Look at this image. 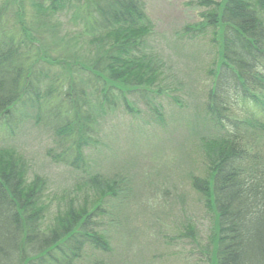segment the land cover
Returning <instances> with one entry per match:
<instances>
[{"label": "trees", "instance_id": "1", "mask_svg": "<svg viewBox=\"0 0 264 264\" xmlns=\"http://www.w3.org/2000/svg\"><path fill=\"white\" fill-rule=\"evenodd\" d=\"M199 2V20L179 37L183 45L208 35L213 42L197 94L190 70L198 49L181 59L187 81L167 59H155L144 0H0V140L13 141L17 130L42 132L51 141L46 155L81 191L52 192L44 175H29L24 156L2 143L0 264L136 262L116 252L117 241L133 246L137 232L128 221L151 181L132 172L133 156L108 157L124 133L112 115L122 109L135 117L143 107L163 124L164 97L178 105L183 131L175 172L188 180L208 223L202 230L187 216L175 222L176 238L193 245L187 259L264 264V0ZM184 113L191 117L180 122ZM128 121L125 134L138 125ZM186 144L198 160L189 169ZM100 159L111 173H101ZM162 181L153 183L180 197L182 208L177 181Z\"/></svg>", "mask_w": 264, "mask_h": 264}, {"label": "rangeland", "instance_id": "2", "mask_svg": "<svg viewBox=\"0 0 264 264\" xmlns=\"http://www.w3.org/2000/svg\"><path fill=\"white\" fill-rule=\"evenodd\" d=\"M145 8L152 20L153 29L149 34L151 49L154 51L155 59H167L168 64L171 65V70L178 75L181 74V79L187 81L185 76L182 75L183 64L181 59H188V52L192 49H198V56L195 59L197 61L193 68L190 70V78H194L195 83L194 93L199 94V88L203 87L202 81L205 80L206 84V72L200 69V66H205L207 62L211 61L215 56L214 48H211L210 36H204L196 39L195 45L181 44L180 34L182 28L185 25H192L199 20L200 11L205 7L200 0H144ZM182 42V41H181ZM213 43V42H212ZM190 59H194L192 56ZM182 100L188 101V97L185 95H179ZM202 96L196 102H201ZM163 109L161 110L164 116V123L159 124L150 113H147L143 107L138 116H129L120 109L114 112L115 122L118 127V133L121 134L116 139L117 145L113 149H116V154H111L108 157L114 159L116 162H120L125 157H134L135 167L132 172L135 171L140 175L149 173L147 183L151 181V185L143 193V203H139L136 209L130 216L129 225L136 229L135 240L133 246H124L123 241H117L116 252L122 253L123 258L125 256L129 259V262L136 261L134 264H193L192 260L187 259L189 250H192V243L186 239L176 238L177 229L174 227L175 222H179L182 216H187L193 220L197 229L205 230L207 227V218L202 216L199 212L200 207L196 201L197 195L195 191L189 186L187 179L177 174V164L175 162V156L181 151L179 143L183 141V131L176 125V121L179 119L177 116L178 105L169 98L164 97L162 99ZM191 115L184 113L180 116L183 120L190 119ZM128 120L135 121V126L131 131L125 134L127 125L130 123ZM124 123V125L122 124ZM114 127V126H113ZM112 127V128H113ZM26 132L16 131L14 140H5L1 142L10 143L17 151H19L27 160L29 167V175L35 173L44 175L49 181V188L54 193L60 192V187H65V191L75 188L74 183H78L77 179L71 172H67L64 167L57 165L50 160L45 153V148L50 145V139L43 134L35 130ZM3 132H0V137ZM125 134V135H124ZM119 135V134H118ZM190 152H184L186 154V166L188 169L191 166L197 165V156L189 147V144L185 145ZM175 149V151H174ZM183 153V152H182ZM104 154H107L104 152ZM130 159V158H129ZM101 160V159H100ZM99 160V161H100ZM99 169L101 173H111L112 168L108 164L103 163V160L99 162ZM165 165H167L165 167ZM160 172H157V170ZM143 171V172H141ZM153 173H156L152 175ZM139 175V176H140ZM136 178V177H135ZM138 178V177H137ZM136 178V179H137ZM168 178L171 181H177V193L180 196H184V205L180 206L179 198H175L172 191L169 193H163L159 190L160 184L153 183V181L164 182L163 179ZM138 180V179H137ZM59 189V190H58ZM80 187L73 189L76 191L73 195L80 196ZM69 192V191H68ZM59 195V194H57ZM82 197V195H81ZM183 220V219H182ZM182 230V228H181ZM180 230V231H181ZM179 232V231H178ZM136 247H139L138 252L134 255ZM194 251V250H193ZM134 256V257H133ZM134 259V260H133Z\"/></svg>", "mask_w": 264, "mask_h": 264}]
</instances>
